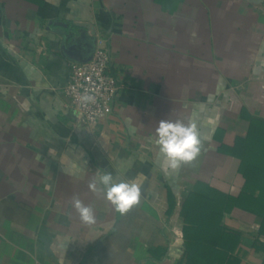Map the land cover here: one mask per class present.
I'll return each mask as SVG.
<instances>
[{
	"label": "crops",
	"instance_id": "1",
	"mask_svg": "<svg viewBox=\"0 0 264 264\" xmlns=\"http://www.w3.org/2000/svg\"><path fill=\"white\" fill-rule=\"evenodd\" d=\"M98 39L118 90L86 127L64 88ZM243 111L264 120V0H0V264H188L198 241L214 264H264V155L254 184L215 138ZM161 120L197 124L196 160L168 167ZM103 172L137 182L139 204L121 215L93 193ZM192 193L210 200L201 226Z\"/></svg>",
	"mask_w": 264,
	"mask_h": 264
},
{
	"label": "clouds",
	"instance_id": "2",
	"mask_svg": "<svg viewBox=\"0 0 264 264\" xmlns=\"http://www.w3.org/2000/svg\"><path fill=\"white\" fill-rule=\"evenodd\" d=\"M83 99L88 101L92 98L85 96ZM156 137L159 151L172 170L192 163L201 153L199 129L194 121L186 124L180 120H161L156 128ZM88 187L93 193H103L104 198L121 215L139 204L141 198V187L137 182L116 178L111 172L98 173ZM72 206L83 223L95 222L94 210L90 205L74 196Z\"/></svg>",
	"mask_w": 264,
	"mask_h": 264
},
{
	"label": "trees",
	"instance_id": "3",
	"mask_svg": "<svg viewBox=\"0 0 264 264\" xmlns=\"http://www.w3.org/2000/svg\"><path fill=\"white\" fill-rule=\"evenodd\" d=\"M241 120L244 121V124L240 127L238 124L233 125L228 130L229 135L226 138L224 136L227 132L220 129L216 131L215 138L221 142V146L219 147L220 152L241 159L242 173H244L247 180H251L254 184H257L262 178V171L251 165L250 161L254 155H264V120L253 117L247 111H243ZM209 202L210 200L208 198L192 193L184 205L185 219L199 226L203 225L206 218L201 214L198 215V213L206 210ZM170 203L169 211L172 214L176 203L174 199H171ZM191 212L195 214L191 215ZM214 244L215 242H210L211 247L209 248L215 250ZM206 248L207 246L200 241L197 243H189L187 245V254L189 255L188 264H214L216 256L212 261L205 260V257H202L208 251Z\"/></svg>",
	"mask_w": 264,
	"mask_h": 264
},
{
	"label": "built area",
	"instance_id": "4",
	"mask_svg": "<svg viewBox=\"0 0 264 264\" xmlns=\"http://www.w3.org/2000/svg\"><path fill=\"white\" fill-rule=\"evenodd\" d=\"M110 63V48L104 39H98L90 60L71 65L64 93L75 114L76 125L94 127L105 116L118 90L117 82L110 72ZM85 96L92 99L85 101Z\"/></svg>",
	"mask_w": 264,
	"mask_h": 264
},
{
	"label": "water",
	"instance_id": "5",
	"mask_svg": "<svg viewBox=\"0 0 264 264\" xmlns=\"http://www.w3.org/2000/svg\"><path fill=\"white\" fill-rule=\"evenodd\" d=\"M92 57H90L89 59H85V60H83V59H80V58H77V60H79V61H88V60H90Z\"/></svg>",
	"mask_w": 264,
	"mask_h": 264
}]
</instances>
